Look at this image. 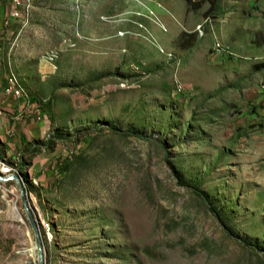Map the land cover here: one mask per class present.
<instances>
[{
  "label": "rangeland",
  "instance_id": "1",
  "mask_svg": "<svg viewBox=\"0 0 264 264\" xmlns=\"http://www.w3.org/2000/svg\"><path fill=\"white\" fill-rule=\"evenodd\" d=\"M0 39L43 264H264V0H32ZM0 264H37L14 180Z\"/></svg>",
  "mask_w": 264,
  "mask_h": 264
},
{
  "label": "built area",
  "instance_id": "2",
  "mask_svg": "<svg viewBox=\"0 0 264 264\" xmlns=\"http://www.w3.org/2000/svg\"><path fill=\"white\" fill-rule=\"evenodd\" d=\"M7 0H0V5L5 4ZM31 4L32 0H10L8 5L7 13L3 19V26L7 28L11 22H20L21 27H24L30 20L31 16ZM55 51H48L45 55V59L53 60L55 57ZM0 90L6 97L21 99L23 98L27 103L29 102L30 96L28 95L27 88L23 80L19 77L10 66L5 76V82L0 85ZM20 117L23 114H19ZM35 121H40L42 118L41 111L37 110L32 116ZM11 133V130L8 131ZM20 161L15 159H7L6 157L0 156V173L9 177L8 180L15 181V175L20 176V180L24 181L21 176Z\"/></svg>",
  "mask_w": 264,
  "mask_h": 264
},
{
  "label": "crops",
  "instance_id": "3",
  "mask_svg": "<svg viewBox=\"0 0 264 264\" xmlns=\"http://www.w3.org/2000/svg\"><path fill=\"white\" fill-rule=\"evenodd\" d=\"M9 3L10 0H7L5 4L0 5V29L4 27L3 19L5 14L7 13ZM19 23L20 22H11L8 27L13 28V26L20 25ZM9 66L10 65L8 62V58H6V61L4 62L2 51H0V85L5 82V76L9 70ZM34 101L35 100L33 96L29 98L28 103L23 98L14 99L6 97L0 90V139H2V136L4 134H9L8 131L10 130L11 133L9 134V136L11 134H14V139L16 138L19 141L22 140L24 142L29 138L40 134L41 128L42 126H44V123H42L44 122V120L42 119L43 115L45 116V114H42V118L40 121H34L28 124L23 121V119H26V114L24 112H27L24 107L29 103L30 105H33V103H35ZM21 113L23 114L22 117L19 116V114ZM8 142L6 144L9 146L10 144Z\"/></svg>",
  "mask_w": 264,
  "mask_h": 264
},
{
  "label": "water",
  "instance_id": "4",
  "mask_svg": "<svg viewBox=\"0 0 264 264\" xmlns=\"http://www.w3.org/2000/svg\"><path fill=\"white\" fill-rule=\"evenodd\" d=\"M15 181L18 185V189H19V193H20V197H21V201L24 207V210L26 211L27 217L31 223V226L34 230V235H35V240H36V248H37V264H43V247H42V243H41V237H40V233H39V229H38V225H37V221L35 219V215L33 214V210L32 207L30 205V202L28 200V196H27V192L24 190V185L22 184L21 180H20V176L19 175H15ZM9 177L2 175L0 173V180L1 181H6L8 180Z\"/></svg>",
  "mask_w": 264,
  "mask_h": 264
},
{
  "label": "trees",
  "instance_id": "5",
  "mask_svg": "<svg viewBox=\"0 0 264 264\" xmlns=\"http://www.w3.org/2000/svg\"><path fill=\"white\" fill-rule=\"evenodd\" d=\"M188 1H189V0H188ZM111 126H112L113 128H116V126H115L114 124H111ZM55 135H56V134H55ZM44 145L47 146V143H45ZM65 160H67V159L65 158ZM65 162H66V161H65ZM25 164L28 165V163H27L25 160H23L22 158H20V167L22 168V167L26 166ZM61 165H63V164L60 163V167H61Z\"/></svg>",
  "mask_w": 264,
  "mask_h": 264
}]
</instances>
